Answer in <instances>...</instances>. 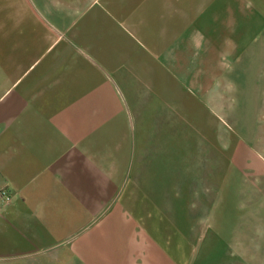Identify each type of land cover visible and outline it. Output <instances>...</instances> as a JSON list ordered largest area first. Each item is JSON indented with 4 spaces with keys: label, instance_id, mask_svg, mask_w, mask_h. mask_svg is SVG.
Returning <instances> with one entry per match:
<instances>
[{
    "label": "crops",
    "instance_id": "0c3cea01",
    "mask_svg": "<svg viewBox=\"0 0 264 264\" xmlns=\"http://www.w3.org/2000/svg\"><path fill=\"white\" fill-rule=\"evenodd\" d=\"M263 18L250 0H0V264H194L227 83Z\"/></svg>",
    "mask_w": 264,
    "mask_h": 264
},
{
    "label": "rangeland",
    "instance_id": "374dc122",
    "mask_svg": "<svg viewBox=\"0 0 264 264\" xmlns=\"http://www.w3.org/2000/svg\"><path fill=\"white\" fill-rule=\"evenodd\" d=\"M251 6L264 11V0H250ZM261 22L250 52L257 62H249L243 84L240 77L227 83L232 107L225 105L221 116L227 143L217 147L213 202L199 213L200 244L194 250L198 256L200 248V256L194 264H264V18Z\"/></svg>",
    "mask_w": 264,
    "mask_h": 264
},
{
    "label": "built area",
    "instance_id": "2783aa9c",
    "mask_svg": "<svg viewBox=\"0 0 264 264\" xmlns=\"http://www.w3.org/2000/svg\"><path fill=\"white\" fill-rule=\"evenodd\" d=\"M0 197L2 199V202L5 204H8L12 200V193L8 187H2L0 189Z\"/></svg>",
    "mask_w": 264,
    "mask_h": 264
}]
</instances>
